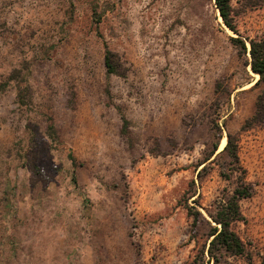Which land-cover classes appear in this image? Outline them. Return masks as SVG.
I'll return each mask as SVG.
<instances>
[{"label":"rangeland","instance_id":"obj_1","mask_svg":"<svg viewBox=\"0 0 264 264\" xmlns=\"http://www.w3.org/2000/svg\"><path fill=\"white\" fill-rule=\"evenodd\" d=\"M231 5L249 50L264 0ZM237 37L214 0H0V264H213L208 211L241 181L246 253L216 264H264V86Z\"/></svg>","mask_w":264,"mask_h":264},{"label":"trees","instance_id":"obj_2","mask_svg":"<svg viewBox=\"0 0 264 264\" xmlns=\"http://www.w3.org/2000/svg\"><path fill=\"white\" fill-rule=\"evenodd\" d=\"M262 0H245L248 8L255 9L261 5ZM215 9L218 11L223 24L231 32L236 34L237 38H231L233 46H235L242 54H249L251 72L259 77L254 87L260 85L264 86V38H253L249 40L250 50L247 49L246 42L240 39L238 35L237 24L235 15L232 9L231 0H214ZM115 55L108 49L104 53V67L108 76L118 74L115 65ZM12 80L8 79L0 83V93L4 92ZM17 103L20 106H27L30 103L29 92L26 88H18L16 95ZM122 128L121 133L123 136L128 137L129 122L125 117H121ZM250 122L255 124H264V91L257 96L255 101V112ZM47 135L52 143L59 142L57 131L53 124L47 127ZM218 145L213 147V154L217 151ZM222 154H227L228 157L236 163L238 160L236 147L232 143V138L229 136ZM72 164L75 165L74 157L69 156ZM251 196V189L248 188L244 181L233 189L231 196L226 197L216 207L213 212L208 211V216L215 223V226H209L208 237L212 238L208 244L207 256L213 264H216L218 259L223 256L229 255L232 257H243L245 255V248L239 237L236 235L232 226L236 222L243 221L240 213L239 202L248 199ZM198 216V215H197ZM203 219V218H202ZM200 219H193V227H196ZM209 225V223H208Z\"/></svg>","mask_w":264,"mask_h":264},{"label":"bare ground","instance_id":"obj_3","mask_svg":"<svg viewBox=\"0 0 264 264\" xmlns=\"http://www.w3.org/2000/svg\"><path fill=\"white\" fill-rule=\"evenodd\" d=\"M225 143H226V141H225V140H223L220 150H222V149L224 148V146H225Z\"/></svg>","mask_w":264,"mask_h":264},{"label":"water","instance_id":"obj_4","mask_svg":"<svg viewBox=\"0 0 264 264\" xmlns=\"http://www.w3.org/2000/svg\"><path fill=\"white\" fill-rule=\"evenodd\" d=\"M249 50H250V46H249Z\"/></svg>","mask_w":264,"mask_h":264}]
</instances>
